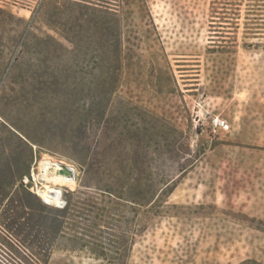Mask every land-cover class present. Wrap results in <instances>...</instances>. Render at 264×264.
<instances>
[{
    "label": "rangeland",
    "instance_id": "1",
    "mask_svg": "<svg viewBox=\"0 0 264 264\" xmlns=\"http://www.w3.org/2000/svg\"><path fill=\"white\" fill-rule=\"evenodd\" d=\"M62 1L0 0V169L26 170L0 173V264L264 263V0H90L120 27L109 115L147 129L158 161L177 146L173 128L198 157L148 209L100 193L73 156L70 133L101 72L85 43L70 55ZM48 161L71 175L48 185L63 208L33 192Z\"/></svg>",
    "mask_w": 264,
    "mask_h": 264
},
{
    "label": "trees",
    "instance_id": "2",
    "mask_svg": "<svg viewBox=\"0 0 264 264\" xmlns=\"http://www.w3.org/2000/svg\"><path fill=\"white\" fill-rule=\"evenodd\" d=\"M97 2L63 0L59 4L61 6L57 5L61 17L56 27L61 37L70 44V55L74 57L81 44L85 43L84 47L94 54V64L101 72L99 85L92 87L93 90L98 88L99 96L93 95L86 100L85 109L77 122L78 128L70 133L73 156L84 173L95 177V188L100 193L134 207L148 209L158 198L169 196L176 181L194 166L198 157L191 153L188 144L185 147L182 144L183 133L173 128L177 146L176 143L165 144L170 157L158 161L150 156L147 129L136 126L119 129L117 119L109 115L111 97L120 80L122 45L118 18L109 6ZM83 33L87 35L85 38ZM89 126L93 129L91 139L86 133ZM153 154L159 157L163 153L154 151ZM168 159L175 164V167L170 165L173 168L171 173L165 169ZM0 173L6 174L10 180L23 174L20 168L13 170L8 165L0 169ZM142 227L144 223H139L137 232ZM237 264L264 263L247 258Z\"/></svg>",
    "mask_w": 264,
    "mask_h": 264
},
{
    "label": "bare ground",
    "instance_id": "3",
    "mask_svg": "<svg viewBox=\"0 0 264 264\" xmlns=\"http://www.w3.org/2000/svg\"><path fill=\"white\" fill-rule=\"evenodd\" d=\"M33 177L37 184L42 185L33 189L34 194L43 204L60 208L63 201L61 191L48 185L69 181L71 175L67 166L57 161H48L38 166L37 171L33 172Z\"/></svg>",
    "mask_w": 264,
    "mask_h": 264
},
{
    "label": "built area",
    "instance_id": "4",
    "mask_svg": "<svg viewBox=\"0 0 264 264\" xmlns=\"http://www.w3.org/2000/svg\"><path fill=\"white\" fill-rule=\"evenodd\" d=\"M218 124L222 127V126H224V122H222V121H218ZM65 206V203H62L61 204V206H60V208H63Z\"/></svg>",
    "mask_w": 264,
    "mask_h": 264
}]
</instances>
